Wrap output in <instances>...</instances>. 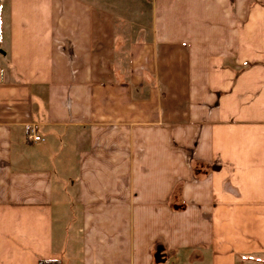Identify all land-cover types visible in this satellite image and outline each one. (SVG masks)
<instances>
[{
	"label": "crops",
	"instance_id": "1",
	"mask_svg": "<svg viewBox=\"0 0 264 264\" xmlns=\"http://www.w3.org/2000/svg\"><path fill=\"white\" fill-rule=\"evenodd\" d=\"M0 264H264V0H0Z\"/></svg>",
	"mask_w": 264,
	"mask_h": 264
},
{
	"label": "built area",
	"instance_id": "2",
	"mask_svg": "<svg viewBox=\"0 0 264 264\" xmlns=\"http://www.w3.org/2000/svg\"><path fill=\"white\" fill-rule=\"evenodd\" d=\"M27 138L30 139V140H32V141L41 140L37 135L34 134V129L31 126L28 128Z\"/></svg>",
	"mask_w": 264,
	"mask_h": 264
}]
</instances>
